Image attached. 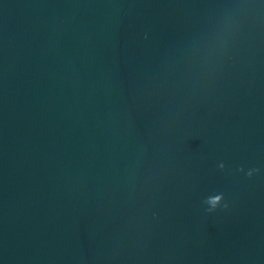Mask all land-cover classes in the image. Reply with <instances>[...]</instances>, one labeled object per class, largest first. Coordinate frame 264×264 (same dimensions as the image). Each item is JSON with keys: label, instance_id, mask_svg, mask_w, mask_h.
<instances>
[{"label": "water", "instance_id": "1", "mask_svg": "<svg viewBox=\"0 0 264 264\" xmlns=\"http://www.w3.org/2000/svg\"><path fill=\"white\" fill-rule=\"evenodd\" d=\"M0 264H264V0H0Z\"/></svg>", "mask_w": 264, "mask_h": 264}]
</instances>
